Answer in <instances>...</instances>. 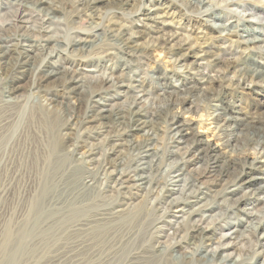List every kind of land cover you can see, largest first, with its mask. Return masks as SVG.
Listing matches in <instances>:
<instances>
[{"label": "bare ground", "instance_id": "6f19581e", "mask_svg": "<svg viewBox=\"0 0 264 264\" xmlns=\"http://www.w3.org/2000/svg\"><path fill=\"white\" fill-rule=\"evenodd\" d=\"M5 1L13 8L9 15L10 22H5L7 27L0 25V62L8 59L14 62V68L18 70H31L35 89H42L50 79L61 74L64 76L63 81L61 80V91L64 95L75 93L78 97L77 94L95 85L88 92L82 115L75 114L78 106L73 108L74 115L67 125L70 130L76 129V132H80L83 127L82 132L88 138H94L96 134H105V137L102 138V145V140L100 141L101 147L98 150L92 143H86L89 141H81L84 143L82 145L72 144L67 150L70 164L65 170L68 171L71 167L81 170V173H77L79 190L72 191L73 193L69 191L66 195L49 193L50 187L46 186V182L51 179V175L50 172L43 174L44 183L35 196H32L23 220L16 226L17 229L13 231L7 228L4 232L0 245V264L34 263L37 255L54 246L63 235L73 236L89 231L94 238H106L115 222L133 220L142 210L146 214L151 211L158 214L159 211L161 214L158 218L171 216V219L157 228L160 233L158 238H166V241L156 239V245L149 252L142 251L144 254L140 257L141 264H264V132H238L239 126L245 123V115L238 105L229 102L227 104V101L225 103V100L220 99L238 87L254 92L263 87L264 63L250 59L246 53L242 54L237 57L236 65L231 63L233 72L238 75L235 73L234 78L227 80L223 75L229 73L231 65L225 64L219 54L231 53V49L214 46L225 40L232 44L237 43L241 38L246 50L263 52L261 54L264 55V38L258 35V29L251 26L241 27L239 24L240 21L244 22V18L253 16L252 13L259 16L258 19L263 18L264 5L257 6V3H251L252 0H79L76 12H71L70 19H74L71 22L78 19V13L85 16L95 15L103 5L107 6L111 17L109 16L105 25L96 23L94 33L97 34H93L94 38H89L87 34L77 35L72 38L71 43L62 45L60 36L54 33L50 25L62 22L66 16L65 9L59 6L57 0ZM177 4L185 8L182 13L177 11L174 14V6ZM222 6L229 13V18L219 15L218 8ZM187 10H190L187 14L201 17L203 23L198 22V32L182 23V20L187 23L192 19L197 25V21L187 17ZM178 16L180 20L177 23ZM3 17V14L0 15V18ZM208 19L217 22L208 25ZM0 23H3L1 19ZM17 25L27 31L6 33V30L9 32L10 28L15 29ZM101 34L117 43L122 53L120 65L106 66L103 61L86 63L82 60L84 52L90 54ZM213 47L219 54L210 50ZM156 51L175 57L174 63L180 68L173 76H149L140 73L141 64ZM111 54L112 52L105 53L104 56ZM190 58L194 60L188 63ZM198 60L206 61L205 64L213 71H218L220 76L212 77L213 74L207 75L202 71L195 74L197 79L188 76L195 73H190L193 68L191 66H203ZM98 68L103 70L99 72ZM150 78L154 82L148 85ZM196 84L210 86L197 88L198 91ZM212 84H216L217 88L212 89ZM19 89L21 88L15 83L3 89L0 100L2 109L14 108L20 104L23 96ZM78 89L80 91L77 93ZM193 90L201 92L202 102L209 110L214 128L212 133L217 144L207 142L195 131L191 121L181 119L176 111L165 121L170 153L164 163L165 153L161 154L156 148L160 128L150 103L154 100L150 97L155 92L163 97L169 95V99H165L172 103L174 111L179 109L182 102H190L188 95ZM180 96L183 100H177ZM47 101L49 103H45V110H52L58 104L54 99ZM109 125L114 126L115 131L106 132L104 128ZM1 129L4 130L2 127ZM127 147L135 152V158L126 165L119 156ZM224 147H232L236 158L221 165L223 157L220 151ZM66 159L64 155H57L54 160L50 156L46 159V167L48 170L49 167L50 170L60 167ZM201 164L208 165L207 169L197 173ZM230 164L232 176L226 168ZM215 183L222 190L219 201L211 194ZM85 192L92 196L84 197ZM141 192L145 196L153 195L151 208L141 209V200L135 203L141 197ZM98 193H101V197L106 193L123 197L119 202L114 201L109 208L98 209L95 206L97 202H94ZM135 196L138 197L134 198ZM231 218L232 221H229ZM186 222L189 223L188 228L183 230ZM188 230L192 233L189 238L193 241L186 239L189 236ZM222 230L226 232L215 238V234ZM238 243L252 244V256L241 253L234 258L232 253L227 252L236 248ZM213 244L216 247H211ZM112 246L113 243L110 247ZM209 247L210 249H206ZM239 248L244 250V246ZM107 249H110L109 244ZM105 252L107 253L106 249ZM103 254L102 256L105 255ZM58 256L55 262L51 261L52 264H81L77 257L68 256L66 252H61Z\"/></svg>", "mask_w": 264, "mask_h": 264}, {"label": "rangeland", "instance_id": "374dc122", "mask_svg": "<svg viewBox=\"0 0 264 264\" xmlns=\"http://www.w3.org/2000/svg\"><path fill=\"white\" fill-rule=\"evenodd\" d=\"M78 1L79 0H57V2L59 3V6L63 9H65V15L66 16L62 22H59L58 24L50 23V25H52L51 27L54 29V33L56 35L60 36L59 39H60L62 45H65V44L67 45V44L71 43L72 38H74L77 35H79V36L85 35L86 36V34H87L89 38H94L93 34H97V33H94V27H95V25L97 26L96 23H100L101 26H102V24L105 25L106 20L107 19L109 20V18L111 17L110 13H108V9L106 8L107 6L103 5L102 8L98 12L95 13V15H93V16L86 15L85 16V15H81L82 13H78V17H77L78 19L75 20L74 22H71L74 19H70V15H71L72 11L76 12V10H77L76 4ZM245 2H247V1H245ZM8 3L9 2H7L5 0H0V15H2V14L4 15L3 18H0L1 22H3V23H0V25L6 26V27H7V25L5 22H7V23L10 22L11 18L9 15H10V11H12V8H13ZM251 3H257L256 4L257 6H263L264 0L261 3H260V0H252ZM174 7H175L174 14L177 11H180L182 13L183 9L185 8V6H180L179 4L175 5ZM222 7L218 8V11L220 13L219 15L226 16L227 18H229L230 16H229V13L227 12L226 8L224 6H222ZM188 12H190V10L185 11L186 14ZM106 13L108 15H106ZM252 15L253 16H249V17L244 18V22L240 21L239 24L241 25V27L251 26L253 28H257L259 31L258 35L260 37L264 38V17L258 19L259 16L256 17V15H254V13H252ZM194 16L195 15H193V14H187V17L193 18L194 21H197V25H195V23L193 22L192 19L187 23H185L186 20H182L183 21L182 23H184V25L186 24L187 26H190L189 28L198 32L199 31V27H198L199 23L198 22L201 21L200 20L201 17L196 18ZM261 19H262V21H260ZM176 20L178 23V20H180V17L178 16ZM233 20H235V17H233ZM213 22H217V21L208 19L207 24L212 25ZM6 27H4V28H6ZM10 29L11 30H9V32H7V30H6L7 34H10V31L12 33L19 32V31L20 32L27 31V30H24L23 28L21 29V27L19 25H17V27H15L16 30L14 28H10ZM12 30H14V31H12ZM6 33H4V34H6ZM89 34H91V35H89ZM241 35L244 38H247L244 34H241ZM99 38L97 37V44L92 49L90 54H86L84 52L85 56H83L82 60L86 63H91V62L92 63H94V62L95 63L96 62L101 63L103 61V63L106 66H108V65L116 66L118 64L120 65L121 64L120 58H121L122 53L120 52V50L117 46V43L115 41H113L110 37H108L107 35L101 34V36H99ZM236 39L237 38H234V40H236ZM241 40L242 39L239 38V42L233 43V44L229 43L228 41L225 40L223 42H218L217 45H214L215 47H219V48L225 47L226 49H231V53L228 52L227 54L222 55V54H219V51H217L215 47L210 48V50L212 52L219 54L220 58H222V60L223 59L225 60V62H224L225 64L227 63V64L231 65V69L228 70L229 73L227 72V73H225V75H223V76H225L224 78H226V79L228 78L227 80H231V78H234L233 74H234V76H236L237 73L233 72L232 64L236 65L237 64L236 63L237 57L239 58L240 55H242V54L244 55L246 53L250 59H253V60L260 62V63H264V55L261 54L263 52H256L254 50L253 51L246 50V45L244 43H242ZM262 50H264V48ZM111 52H112V54L110 56H104L105 53H111ZM101 53H102V55H101ZM61 56H63V55L61 54ZM174 59H175L174 56L168 55L166 53H161L159 51L153 52L151 55V58L144 61V63L141 64L142 67H141L140 73H143V74H146L149 76H160V75H166L168 77L173 76L174 73L177 72V69L180 68L177 66L176 63H174ZM7 60L8 59H4L3 61L0 62V100L2 97L3 89L9 88L12 83H15L18 88H21V89H19V91H20L19 93H21V96H23L22 97L23 99L21 98L22 103L20 102V104L14 108H3L2 109V107L0 106V129H1V127L4 128V130L3 129L0 130V245L3 241V236H4L5 230L7 228H10L11 230L14 231V229H17L16 226H17L18 222H21L23 220L22 218L26 214L28 203L32 199V196H35L39 187H42V185L44 183L43 182L44 181L43 174L45 172H48V173L50 172L51 179H52V180L51 179L47 180V182H46L47 183L46 186L50 187L49 189L47 188L49 193L56 194V195H60V194L66 195V193H68L69 191H71V193H73L74 191L79 190V183H78V177L79 176L77 173H79V171L81 173V170L73 169V167H71L68 171L65 170L70 164V161H69L70 155L68 154L69 152H67V150L69 149V146L72 144H75V145L76 144L77 145L84 144V143H81V141H85V142L89 141L86 143H90V144L92 143L93 147L95 148V146H96L97 150H98V149H100L98 147H101V145H102V142L104 140L102 138L105 135V134H103L100 136V135L96 134V135H94L95 139L91 138V137L88 138L82 132L83 127L80 129V132H76V129L70 130V126L67 125L68 121H70L71 116L74 115L73 114V108H76L78 106L77 109H75V112H76L75 114H76V116L82 115L84 107H85V103H86L85 101H86V98L88 97V92L90 90H92L95 85L90 86V85L86 84V86H90V89L83 92V93L80 92V94H77L78 97L76 96L75 93L70 94V95H64L63 92L61 91V82L63 81L62 79L64 76H63V74H61V75H57L56 78L50 79V81L47 82L45 86L43 85L42 89L41 88L35 89V88H33V84H32L33 83L32 71L29 69L26 71H23L21 69L18 70L16 67L14 68V65H13L14 62L13 61L11 62L10 60H8V61ZM141 60H144V59H141ZM188 60H189L188 61V63H189V62H192L194 60V58H190ZM197 62L199 64H203V66L199 67L196 65L195 66L196 68L194 66H191V68L192 67L193 68L191 69L190 73H193V72H195V73H193L194 74L193 76H192V74L188 75V76H191L193 79H197L198 76L195 75L197 73V71H202V73L207 74V75L213 74L212 77L220 76V73L218 71H215V70L213 71V69H211L210 67H208L205 64L206 61L198 60ZM101 70H103V69L98 68L99 72ZM22 72H24V73H22ZM65 77H67V76H65ZM193 81L196 82V80H193ZM153 82H154V80L152 78H150L148 81V85L152 84ZM205 84H207V83H205ZM204 85L200 86V84H198V85L196 84V89L197 88L202 89L203 87H205ZM212 85H213L212 89L217 88L216 84H212ZM209 86L210 85L206 86L205 88H209ZM197 90L199 91V89H197ZM197 90L196 91L193 90V91L189 92L188 98H189L190 102H188V100L186 103L182 102L178 106L179 109L174 110V111L172 110V106H173L172 103L167 102L168 101L167 99H169L168 98L169 95H167V97H163V96L158 95L155 92L150 97V98H153V100H154V101H151L150 103L152 104L151 106L153 107L152 111L155 112V115L157 117L156 123L159 125V128H160V132H159V135L157 138L156 148L160 150V151L159 150L158 151L161 152V154L165 153L166 156L164 155V158H163L164 163L167 161L166 159H168V155L170 153L169 135L165 129V121H166V118L168 116L172 115L176 111L179 112L178 115L181 117V119L191 121V123L193 124V127H195V131L199 132L207 142H210L211 144H217V140L213 137V133H212L214 131L213 130L214 128L212 125V121L210 120L211 118L208 114L209 110L205 106V104H203V102H202V95L200 94L201 92H198ZM79 91H80V89H78L77 93ZM172 96H174V94H172ZM165 98H167V99H165ZM47 99L56 100V102L58 103L57 106H55L52 110H45V109H47V107L45 108V106H47L46 104L49 103L47 101ZM76 99H77V101H75ZM220 99L225 100V103L227 101V104L229 102L230 104L238 105L240 107L241 111L243 112V115H245V117H246L245 123L242 124L241 126H239L238 132H248V131H250V132H264L263 131L264 130V86L261 88H257V90L255 92L245 90L243 88L238 87L236 89H233L232 91H229V93L225 95V98L221 97ZM177 100H183V97L180 96L177 98ZM73 103H75L74 104L75 106L73 105ZM197 111H199V112H197ZM45 113H46V115H45ZM51 116H52V118H51ZM47 117H49V118H47ZM45 119H47L46 122H45ZM79 120H80V118H79ZM65 126H66V128H63ZM80 126L81 125H78V127H80ZM78 127H75V128H78ZM84 127H87V125ZM59 130H60V132H59ZM104 130H106V132H112V131H115V127L114 126L112 127L111 125H109L108 128L105 127ZM59 133H61L62 135H59ZM78 134H80L79 137H78ZM240 135H242V134H240ZM100 141H101V143H100ZM99 143L101 144L100 146H99ZM85 145H87V144H85ZM129 149L130 148L127 147L124 150H122L123 152L119 156L123 160V162H125L124 164H126V165L130 164V162L135 158V152L133 150H131V149L129 150ZM220 152H221V155L223 157V163L221 165H224L227 160H233L236 158L235 154L232 152V147H224V149L222 148ZM57 155H61V156L64 155V158H67L66 161H64V163H62V165L60 167H54L55 169L53 168L52 170H50V167H49V170H48V167H46L47 166L46 159H48L51 156V159L54 160ZM200 166L201 167H198V169H197V173L198 172L202 173L203 171H205L207 169L208 165H202L201 164ZM226 168H228V171L230 170L229 174L232 176L233 170L231 168V164L229 166H227ZM221 191L222 190H221L220 186H218L217 183H215L214 191L211 194H212V197L216 201L220 200V198H221L220 192ZM100 194L98 193V196L96 194L97 198H95V200H94L95 204L97 202V204L95 206L98 207V209L109 208L113 203H115L117 201L118 202L121 201L122 197H123L121 195L120 196H118V195L114 196V193H106V195H102V197H101ZM83 195H84V197H91L92 196V194L89 192H85V194H83ZM143 195L144 194L141 192V197L137 198L138 196L137 197L135 196L134 198H137L135 203L142 201L141 202V204H142L141 209H143L144 207H146V209L151 208V202L150 201H152L153 195H151V194H149L148 196L144 195L145 197ZM108 197L109 198L111 197L110 198L111 200ZM144 198H145V200H143ZM99 202H101V203H99ZM149 204H150V206H149ZM102 205H104V206L101 207ZM92 211H94V210H92ZM143 211L144 210H142V212L138 215L139 217L137 216L133 220H119V221L115 222L113 224V226L111 227V229L109 230V234L107 235L108 237L106 236V238L103 236L104 238L100 237L101 238L100 239L98 237H95V238H97V239H95L89 231L88 232L84 231L83 233L81 232V233L75 234L73 236L63 235L62 237L57 239V242L54 246L48 248L47 250L45 249L46 251L44 250V252H43V250L39 251V253L40 252H43V253L41 255L39 254L40 256L37 255L38 257H36V260L34 261V263H31V264H50V263L52 264L51 261L54 260L53 262H55V259L59 257L58 255H61V252H64V253L66 252L68 256H71V257L74 256V258L77 257L76 259H79L81 261V264H84L85 262H86L85 264H92V263L97 264V262L99 263L100 260H101V262L99 264H108V263L112 264L113 262H116L113 264H126V263H128V264H138V263L141 264L140 257L142 258V255L144 253H147V251L149 252L152 249V247L154 245H156L157 240L162 241V242L166 241V238H164V239L158 238L159 237L158 235L160 233L158 232L157 228L159 226L163 225L164 224L163 222L166 223L167 221H169L171 219L170 218L171 216H168V217L167 216H161V218H158V217H160V214H161L159 211H157L158 214L153 213L152 211H151L152 213L149 212L150 214H146V213H143ZM153 214L158 215V216L155 217ZM149 215H151V216H149ZM141 216L142 217L145 216L146 220H145V217L142 218ZM228 217H230V216H228ZM135 220H137V221H135ZM225 220H227V219H225ZM229 221H232V218H231V220L229 219ZM139 223H140V225H138ZM141 223H142V225H141ZM188 225H189V223L186 222L183 230H186V228H188ZM112 228H114V229H112ZM134 229H135V231L138 229V231L135 232ZM154 230H156V231H154ZM224 232H226V231L225 230L219 231L217 234H215L214 237L218 238ZM153 234H155V235H153ZM187 235H189L186 237V239H188L187 241H189V240L193 241L192 238L191 239L189 238L192 235V233L190 231L188 232ZM86 236H87V238H86ZM78 237H80V238H78ZM110 237L113 239H111ZM130 237H132V238H130ZM99 239L101 240V242ZM103 239H104V241H103ZM133 239H134V241H133ZM169 239L170 238H168L169 242L167 241L168 243H170V241H171ZM72 240H73V242H72ZM87 240H89V241L87 242ZM126 241L131 245H129ZM77 242H78V244H76ZM97 243H99V244L97 245ZM112 243H113V246L110 247L112 245ZM119 243H121V244H119ZM108 244H109L110 249H107ZM114 244H116V245H114ZM72 246H73V248H72ZM77 246H79V248ZM241 246H244L243 251H241L239 248ZM101 247L105 248L107 250V253L105 252V249L103 250ZM211 247H216V244L215 245L213 244ZM251 247H253V245L249 244V243H247V244L246 243H238L236 245V248L234 247L227 252L232 253L234 258H236V256H238L241 253L243 255L249 254L251 257L252 256V249H253ZM85 248H86V250H85ZM112 248H114V249L112 250ZM206 249H210V247L206 248ZM109 250H112L114 253H112V251H109ZM58 251H59V253H58ZM93 251H95V252L93 253ZM75 252H76V254H75ZM85 252H88V254ZM108 252H110V253H108ZM132 252H134L133 256H132ZM84 253L86 255H83ZM95 253H96V255L97 254L98 255L97 256L94 255ZM100 253H102V254L104 253L105 255L103 254L104 256H102V254H100ZM90 255L92 257H90ZM55 256H57V257H55ZM105 256H108V257H105ZM110 256H112L113 258ZM52 257H53V259H52ZM100 257H102V258H100ZM0 258H1V254H0ZM104 258H105V261L107 263H105V261L104 262L102 261V259H104ZM90 259H92V260H90ZM110 259H111V261H110ZM112 259H114V261ZM82 260H83V262H82Z\"/></svg>", "mask_w": 264, "mask_h": 264}]
</instances>
